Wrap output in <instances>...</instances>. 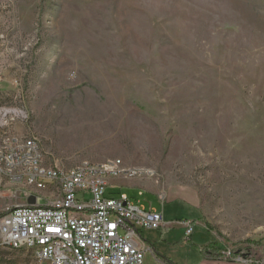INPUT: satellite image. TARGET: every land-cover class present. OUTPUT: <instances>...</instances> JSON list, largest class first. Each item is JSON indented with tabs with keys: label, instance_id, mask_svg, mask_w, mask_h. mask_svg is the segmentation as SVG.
<instances>
[{
	"label": "rangeland",
	"instance_id": "1",
	"mask_svg": "<svg viewBox=\"0 0 264 264\" xmlns=\"http://www.w3.org/2000/svg\"><path fill=\"white\" fill-rule=\"evenodd\" d=\"M0 106L28 116L0 133L49 164L134 171L107 197L178 199L166 209L204 227L190 243L230 253L191 263L264 264V0H0Z\"/></svg>",
	"mask_w": 264,
	"mask_h": 264
},
{
	"label": "built area",
	"instance_id": "2",
	"mask_svg": "<svg viewBox=\"0 0 264 264\" xmlns=\"http://www.w3.org/2000/svg\"><path fill=\"white\" fill-rule=\"evenodd\" d=\"M26 114L0 106V129L27 121ZM0 134V188H15L10 198H35L34 205L12 204L0 214V250L29 253L41 264H144L140 232L158 230L162 215L125 194L106 195L109 180L132 178L134 171L120 160L49 164L36 138ZM183 225L189 237L193 223Z\"/></svg>",
	"mask_w": 264,
	"mask_h": 264
},
{
	"label": "crops",
	"instance_id": "3",
	"mask_svg": "<svg viewBox=\"0 0 264 264\" xmlns=\"http://www.w3.org/2000/svg\"><path fill=\"white\" fill-rule=\"evenodd\" d=\"M28 199L29 198H26L25 195L21 196L22 203L27 202ZM157 199L160 200L161 203L160 209L155 207L152 208V204H149L148 206L140 200H137L136 202L130 201L128 198L131 203L135 205L138 204L145 209L151 208L162 215L163 225L158 230H143L140 232L141 245L145 248L144 264L145 259L147 258L152 261V264H193L191 262H193L195 252H198V250L204 252L209 258L217 260L224 259V251H218L219 249H222L221 244H215L217 243V240L213 239V242L197 250L198 247L191 244L188 240L193 233L189 237H185L183 222H192L193 226L194 223H196L201 229H204V227L199 219H197V221L192 217L187 219L182 215H178L177 212L173 213V211L166 209L169 205L179 201L178 199L172 198L167 201H162L159 198ZM190 209L193 214L197 213L195 207H190ZM216 251H218V253ZM234 262H236V260L231 261V263Z\"/></svg>",
	"mask_w": 264,
	"mask_h": 264
},
{
	"label": "water",
	"instance_id": "4",
	"mask_svg": "<svg viewBox=\"0 0 264 264\" xmlns=\"http://www.w3.org/2000/svg\"><path fill=\"white\" fill-rule=\"evenodd\" d=\"M28 205H34L35 204V198L34 197H30L27 201Z\"/></svg>",
	"mask_w": 264,
	"mask_h": 264
}]
</instances>
